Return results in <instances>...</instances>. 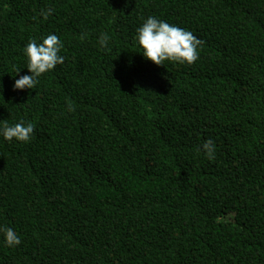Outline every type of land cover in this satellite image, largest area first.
I'll list each match as a JSON object with an SVG mask.
<instances>
[{"label": "trees", "instance_id": "obj_1", "mask_svg": "<svg viewBox=\"0 0 264 264\" xmlns=\"http://www.w3.org/2000/svg\"><path fill=\"white\" fill-rule=\"evenodd\" d=\"M148 16L199 58L146 60ZM50 33L63 64L13 90ZM20 121L28 142L0 137V226L20 236L0 233V264H264V0H0V122Z\"/></svg>", "mask_w": 264, "mask_h": 264}, {"label": "clouds", "instance_id": "obj_2", "mask_svg": "<svg viewBox=\"0 0 264 264\" xmlns=\"http://www.w3.org/2000/svg\"><path fill=\"white\" fill-rule=\"evenodd\" d=\"M51 9L41 10L40 15L44 18L51 15ZM84 38L83 35L80 37ZM141 49L142 56L151 61L154 65H163L164 61L179 64H193L198 58V46L200 41L190 31L175 24H170L154 16H148L136 29L134 37ZM110 37L107 33H101L98 38L100 47L108 50ZM63 44L59 37L50 33L41 38V42L30 39L22 51L26 57V68L28 73L20 75L12 85L13 90L34 89L38 84V78L54 69L58 64H63L64 57L60 55ZM20 69L16 70V74ZM33 133L32 123L23 121L9 125L7 122H0V137L5 141L28 142ZM202 148L209 159L213 157L214 146L211 139L206 140ZM0 233H3V242L9 247L20 243V236L12 227L0 226Z\"/></svg>", "mask_w": 264, "mask_h": 264}]
</instances>
